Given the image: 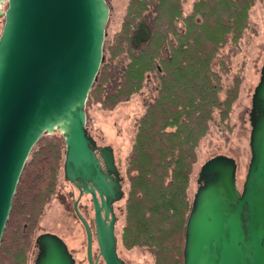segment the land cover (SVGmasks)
<instances>
[{
  "label": "water",
  "instance_id": "95a60500",
  "mask_svg": "<svg viewBox=\"0 0 264 264\" xmlns=\"http://www.w3.org/2000/svg\"><path fill=\"white\" fill-rule=\"evenodd\" d=\"M108 16L105 0H0V242L32 147L41 135L58 132L65 146L63 179L92 198L98 254L104 264H123L111 204L123 198L124 179L112 149L98 147L85 126ZM249 125L250 158L241 189L232 157L218 154L199 168L182 264H264V61ZM73 211L85 229L87 263L96 264L90 228L76 203ZM102 211L105 219L111 214L108 224ZM34 245L33 264H76L55 233L38 234Z\"/></svg>",
  "mask_w": 264,
  "mask_h": 264
},
{
  "label": "trees",
  "instance_id": "16d2710c",
  "mask_svg": "<svg viewBox=\"0 0 264 264\" xmlns=\"http://www.w3.org/2000/svg\"><path fill=\"white\" fill-rule=\"evenodd\" d=\"M182 1H128L119 31L110 45L103 43L85 103L111 109L138 92L148 73L159 80L154 100L136 123L121 235L125 247L150 249L154 264L183 262L195 149L213 112L223 124L238 93L236 76L220 99L221 76L213 63L226 45L237 51L255 0H195L187 16ZM123 54L129 61L118 68L114 61ZM63 148L56 134L41 135L32 147L1 236L0 264H27L36 222L55 191Z\"/></svg>",
  "mask_w": 264,
  "mask_h": 264
},
{
  "label": "rangeland",
  "instance_id": "374dc122",
  "mask_svg": "<svg viewBox=\"0 0 264 264\" xmlns=\"http://www.w3.org/2000/svg\"><path fill=\"white\" fill-rule=\"evenodd\" d=\"M109 7V16L105 25L104 43L110 45L111 41L121 27L129 0H105ZM195 0H183L182 15L192 12ZM5 8V6H3ZM3 18H0V32ZM248 27L238 43L235 53L231 46L221 48L214 60L213 69L221 76L222 91L219 92L221 100L225 91L233 85L234 78L238 76L239 85L236 99L231 104L228 118L223 124L219 123V113L215 110L212 121L205 135L199 140L195 149L196 161L192 166L187 187V196L192 201L196 189V178L200 166L210 157L223 154L236 161V184L241 189L247 165L249 152V111L251 97L259 80L260 69L264 61V0H255L248 10ZM183 27V25H179ZM107 58V52H105ZM128 57L123 54L116 58L114 64L121 68L128 63ZM226 67V69H225ZM225 70V71H224ZM159 80L155 73H148L141 89L133 93L126 101L117 103L113 108H102L99 102L90 104L85 108L86 128L98 145H108L114 152L115 163L123 177V198L117 202L116 213L118 222L115 226L117 238L116 251L123 260V264H154V256L146 247H125L121 235L125 224V202L129 190L128 167L129 155L136 134L137 120L144 113L145 108L155 98ZM57 136H62L55 132ZM51 134H48V136ZM47 137V136H46ZM65 146L62 151L60 168L54 193L44 204L42 212L34 228L32 243L27 253V264H33L37 252L34 247L35 237L43 232L57 234L67 244V247L76 264H87L85 256V235L82 226L72 210L67 209L72 190L70 184L63 179L62 164ZM76 196V191H74ZM90 215V214H89ZM97 248L94 245L93 250ZM101 264H104L103 261Z\"/></svg>",
  "mask_w": 264,
  "mask_h": 264
},
{
  "label": "flooded vegetation",
  "instance_id": "af4514ba",
  "mask_svg": "<svg viewBox=\"0 0 264 264\" xmlns=\"http://www.w3.org/2000/svg\"><path fill=\"white\" fill-rule=\"evenodd\" d=\"M96 143V141H95ZM96 145L100 148H104V147H109L112 149V147L108 146V145H98L96 143ZM113 151V149H112ZM98 152V151H97ZM113 155H114V152H113ZM97 156L99 157L98 153H97ZM116 164V163H115ZM117 166V165H116ZM104 168V166H103ZM118 168V167H117ZM119 170V169H118ZM120 172V171H119ZM121 176V175H120ZM122 177V176H121ZM68 182V181H67ZM69 183V182H68ZM72 190L71 192L69 193L70 196H69V203H65L66 204V207L67 209H71L72 212L74 213L73 211V206H74V203H76V206H77V209L79 210V212L81 213V215L83 216V218L85 219V221L87 222L89 228H90V231H91V252H92V260L93 261H96V264H101V262L103 261L101 256H99V252H98V245H97V242H96V236H95V232H96V227H95V221H94V206H93V202H92V198H91V195L89 193H86V192H82L80 194V191L71 183H69ZM123 185V183H122ZM74 191H76V196L74 195ZM96 197H97V200L98 202L100 203V198L96 192ZM121 200V199H120ZM118 200V201H120ZM118 201H114L112 204H111V207H112V211H113V214L115 216V221L113 223V227H114V233H115V226H116V223L118 222V215L116 213V209L117 206V202ZM90 214V215H89ZM75 215V214H74ZM101 215H102V218L105 220V223L108 224L109 223V220L111 219V214L109 213L108 214V217L105 219L104 217V211L101 212ZM77 218V217H76ZM79 221V220H78ZM80 222V221H79ZM81 224V222H80ZM82 226V229L84 231V235H85V229L83 227V225L81 224ZM116 236V235H115ZM85 242H86V235H85ZM94 245L96 246V250L94 251L93 250V247ZM33 247V245L31 246ZM36 247V246H34ZM86 247V246H85ZM86 249V248H85ZM37 253V252H36ZM36 256V255H35ZM86 256V255H85ZM76 262V261H75ZM86 262H87V259H86ZM104 263V262H103ZM88 264V263H87Z\"/></svg>",
  "mask_w": 264,
  "mask_h": 264
}]
</instances>
